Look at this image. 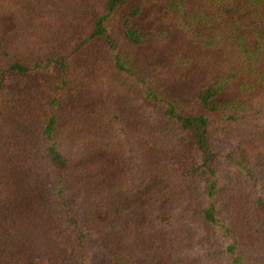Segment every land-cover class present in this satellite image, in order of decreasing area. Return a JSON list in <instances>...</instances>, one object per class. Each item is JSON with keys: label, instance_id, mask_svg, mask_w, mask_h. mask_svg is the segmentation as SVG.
<instances>
[{"label": "trees", "instance_id": "16d2710c", "mask_svg": "<svg viewBox=\"0 0 264 264\" xmlns=\"http://www.w3.org/2000/svg\"><path fill=\"white\" fill-rule=\"evenodd\" d=\"M36 72L0 112L11 264H264V0H0V97Z\"/></svg>", "mask_w": 264, "mask_h": 264}, {"label": "rangeland", "instance_id": "374dc122", "mask_svg": "<svg viewBox=\"0 0 264 264\" xmlns=\"http://www.w3.org/2000/svg\"><path fill=\"white\" fill-rule=\"evenodd\" d=\"M15 58L14 55L10 56L6 61L7 63H11V61ZM166 70V69H165ZM164 69L159 70H151L149 79L145 85H150L157 87V91H159L160 96H171L176 101H182L185 98L190 101L191 98L186 97V94L180 90V87L176 88L173 85H169L161 82V75H165ZM57 76L50 72L48 74H44L41 72L30 73L27 75L24 74H16L11 73L8 75V79L6 80V84L2 91V96L0 97V112L7 118H10L12 114V110L16 109L13 103H29L31 100V91L35 88L51 89L52 86L56 83ZM6 87V91H5ZM17 89L23 92L22 96L16 95ZM195 93V92H194ZM47 99V98H46ZM49 99H47L48 101ZM9 112V113H8ZM158 120L162 119V112L158 109L156 110ZM212 119H216L214 115H210ZM256 150H251V156H256L260 151L264 148L261 145H257ZM255 162V166H256ZM254 168V170H256ZM8 190L13 192L14 188L9 185H0V198L3 196V192ZM2 202V200H0ZM7 207L9 209L7 210ZM0 264H11L10 262L13 259L19 260L23 255V252L19 250L21 246L26 244V238L17 236L19 229L16 219H14L16 213V209H14V199L10 196L4 200L0 207ZM160 215V213H159ZM161 220L156 221L160 224ZM189 235L190 233H186ZM20 252L21 254H15L16 252Z\"/></svg>", "mask_w": 264, "mask_h": 264}]
</instances>
